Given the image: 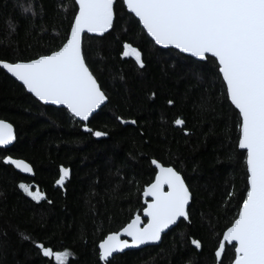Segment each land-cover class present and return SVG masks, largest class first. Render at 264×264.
<instances>
[{"label":"trees","instance_id":"16d2710c","mask_svg":"<svg viewBox=\"0 0 264 264\" xmlns=\"http://www.w3.org/2000/svg\"><path fill=\"white\" fill-rule=\"evenodd\" d=\"M74 8V0H0V60L29 61L59 47ZM125 43L143 67L122 57ZM83 49L107 97L87 124L39 104L0 70V120L15 130L14 144L0 149V264H55L35 241L67 249V264H104L98 244L141 214L153 159L185 179L190 221H180L158 246L124 252L110 264H215L247 187L245 154L236 147L239 118L225 101L222 78L211 62L158 48L120 0L114 27L85 36ZM176 118L184 125H174ZM85 125L107 135L95 137ZM4 156L28 163L33 177L15 172ZM61 167L69 170L62 190L54 187ZM20 183L42 198L33 200ZM226 248L222 264H231L234 248Z\"/></svg>","mask_w":264,"mask_h":264},{"label":"snow or ice","instance_id":"6c2138e0","mask_svg":"<svg viewBox=\"0 0 264 264\" xmlns=\"http://www.w3.org/2000/svg\"><path fill=\"white\" fill-rule=\"evenodd\" d=\"M120 3L132 17L138 18L142 30L156 45L172 46L179 53L211 62L213 73L222 78L225 101L238 110L236 147L245 154L247 187L236 217L223 232L215 257L217 264H222V254L231 251L226 242L228 245L235 242L231 264H264V0H120ZM74 5L78 9L74 8L70 30L59 47L29 61L0 60V70L19 81L37 101L65 106L83 122L107 99L87 65L83 39L86 34H104L114 27L116 0H74ZM29 10L24 8L25 12ZM123 48V55L127 56L129 45L125 43ZM135 60L140 67L144 66L139 52ZM117 119L124 122L120 117ZM173 123L182 126L185 121L176 118ZM85 130L95 137L107 135L86 125ZM13 139L12 125L0 120V146L9 145ZM3 163L32 172L23 160L4 156ZM151 163L155 166L154 181L143 190L145 197H151L143 210L147 223L140 227L137 216L121 229L131 238L130 243L119 239L120 233H111L101 241L99 260L104 264H110L113 253L159 241L161 233L178 218L190 221L191 192L181 173L155 159ZM67 174L68 170L61 167L56 183L62 185ZM18 187L33 200L42 198L23 183ZM190 242L196 249L202 247L194 238ZM33 244L43 257L52 258L55 264H67V249L53 251L39 241Z\"/></svg>","mask_w":264,"mask_h":264},{"label":"water","instance_id":"95a60500","mask_svg":"<svg viewBox=\"0 0 264 264\" xmlns=\"http://www.w3.org/2000/svg\"><path fill=\"white\" fill-rule=\"evenodd\" d=\"M76 8L78 9V6H76ZM126 9V8H125ZM126 12H127V10H126ZM128 13V12H127ZM129 14V13H128ZM131 15V14H130ZM137 21H138V18H135ZM141 26V28H142V25H140ZM109 31V30H108ZM145 32V31H144ZM107 33V32H106ZM106 33H104V34H86V36H88V37H97V38H99V37H102L103 35H105ZM145 34H146V32H145ZM147 35V34H146ZM148 37V36H147ZM150 40H151V38L150 37H148ZM152 41V40H151ZM153 43H154V41H152ZM155 44V43H154ZM156 45V44H155ZM158 48H160V49H163V50H167V49H171V50H174V51H176V52H178V50H176L174 47H172V46H168V47H164V46H161V45H156ZM124 51H125V49H124ZM123 51V52H124ZM128 55L127 56H125V55H122V57L123 58H131V59H133L134 61H136L135 60V57H136V51H133V49H131L130 47L128 48ZM179 53V52H178ZM179 54H181V55H183V56H186V57H189V58H191V59H193V60H196V61H200L199 60V58H196V57H191L189 54H184V53H179ZM200 62H203V61H200ZM9 78H11L13 81H15L17 84H19L21 87H22V85L20 84V82L19 81H16L15 80V78H13V77H11L10 76V74H7L6 73V71H4V70H2ZM99 86V85H98ZM25 90V89H24ZM25 92L27 93V91L25 90ZM28 95H30L31 97H33L30 93H27ZM35 100H36V98L35 97H33ZM37 101V100H36ZM106 101L107 100H105V102L103 103V104H101L97 109H95L94 111H93V113L90 115V117H89V120L106 104ZM39 104H41V105H43V106H45V107H52V108H55V109H64V110H66L67 112H68V110L66 109V107L65 106H62V105H52V104H45V103H43V102H40V101H37ZM236 111H238V110H236ZM70 115H71V113L70 112H68ZM72 116V115H71ZM73 117V116H72ZM75 120H77V121H79V122H81V123H83V124H87L88 123V121H80L79 120V118H76V117H73ZM13 134H14V139H13V141L9 144V145H7V146H0V149H7V148H9V147H11L13 144H14V142H15V130H14V128H13ZM240 150V149H239ZM240 151H242L243 152V150H240ZM18 160H20V159H18ZM25 162V161H24ZM26 163V162H25ZM28 164V163H27ZM29 165V164H28ZM9 166H11V165H9ZM30 166V165H29ZM152 166H153V168H155V166L152 164ZM13 169H14V171L15 172H17V173H19L20 175H22V176H25V177H32L33 176V170H32V172H30V173H28V172H22V171H20V170H18V169H16L14 166H11ZM31 167V166H30ZM60 177V176H59ZM155 177V176H154ZM69 178V171H68V174L65 176V179H64V182H63V184L62 185H58L56 182H55V184H54V187L55 188H59V189H61L62 190V188H63V185H64V183H65V181L67 180ZM59 179V178H58ZM57 179V180H58ZM153 181H154V179H153ZM152 181V182H153ZM165 191L167 190V188H166V186H165V189H164ZM142 199H143V202H144V208H146L147 207V202H151V197H145L144 195H143V193H142ZM190 201H191V199H190ZM189 204H190V202H189ZM144 208H143V210H144ZM142 210V212H141V214L140 215H135L130 221H129V223L135 218V217H137V216H139L140 217V221H141V223H140V227H143L146 223H147V217L144 215V211ZM180 221H186V220H184L183 218H178V220H177V222L174 224V225H170L167 229H165L162 233H161V239L159 240V241H156V242H149L148 244H145V245H140V246H137V247H129V248H126V249H123V250H121V251H119V252H116V253H113V256L112 257H110L109 258V260L110 259H112L114 256H116V255H119V254H122V253H124V252H127V251H135V250H140V249H144V248H146V247H154V246H158L160 243H161V240H162V237H163V235H165L168 231H170V230H172ZM127 225V224H126ZM125 225V226H126ZM226 231V230H225ZM117 233H120V235H119V239H121V240H128L129 241V243L131 242V238L130 237H128V236H126L125 234H123L122 233V231L121 230H119ZM108 236V235H107ZM106 236V237H107ZM105 237V238H106ZM222 237H223V234H222V236H221V239H220V241L222 240ZM104 238V239H105ZM103 239V240H104ZM102 240V241H103ZM100 244V243H99ZM99 244H98V251H99ZM235 244V242H232V244L231 245H228L227 244V242H226V247H232V245H234ZM222 256H223V254H222ZM102 263H104L103 261H101ZM215 264H217V260H216V257H215Z\"/></svg>","mask_w":264,"mask_h":264},{"label":"bare ground","instance_id":"6f19581e","mask_svg":"<svg viewBox=\"0 0 264 264\" xmlns=\"http://www.w3.org/2000/svg\"><path fill=\"white\" fill-rule=\"evenodd\" d=\"M69 171V170H68ZM33 177V176H32Z\"/></svg>","mask_w":264,"mask_h":264}]
</instances>
